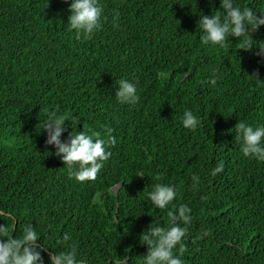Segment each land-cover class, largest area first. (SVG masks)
Here are the masks:
<instances>
[{"label":"trees","instance_id":"trees-1","mask_svg":"<svg viewBox=\"0 0 264 264\" xmlns=\"http://www.w3.org/2000/svg\"><path fill=\"white\" fill-rule=\"evenodd\" d=\"M69 2L0 0V223L7 235L35 225L45 264L49 252L67 250L59 242L65 232L86 264L123 257L139 264L147 246L138 234L168 221L169 209L153 207L147 193L171 183L178 195L169 208L192 209L186 251L175 250L183 264H264V162L245 157L232 131L239 120L264 124V83L251 76L264 79V57L231 37L224 46L201 42L197 20L219 11V0H100L101 28L80 39L66 24ZM238 3L264 10V0ZM252 35L264 40V25ZM121 78L136 83L137 103L117 101ZM49 108L67 114L73 133L115 138L95 180L70 177L45 143L40 127ZM185 109L200 120L195 130L181 123ZM70 131L69 123L62 139ZM221 160L224 170L211 176Z\"/></svg>","mask_w":264,"mask_h":264},{"label":"clouds","instance_id":"clouds-1","mask_svg":"<svg viewBox=\"0 0 264 264\" xmlns=\"http://www.w3.org/2000/svg\"><path fill=\"white\" fill-rule=\"evenodd\" d=\"M68 8L66 24L68 30L74 32L77 39L91 38L101 28L103 7L100 0H70ZM217 8L220 10L215 13L211 10L208 15L201 14L197 20L201 30V42L205 45L224 46L231 37L241 41L238 48L249 51L255 48V54L264 57V40L256 39L252 35L264 25V10L251 5H242L238 0H219ZM201 11L198 9L196 12ZM215 71L213 69V72ZM251 76L264 83V79L258 78L257 75ZM211 82L215 83V76L211 77ZM115 97L121 104L137 103L140 97L136 83L121 78L115 89ZM73 118L77 125L79 117L73 115ZM180 120L187 129L195 130L200 125V120L191 109H185ZM69 123L71 131L66 139H62V134ZM72 128V122L69 121L66 113L49 108L40 130L46 131L45 143L54 146L55 154L60 157L64 165H67L70 177L81 182L95 180L104 162L111 156L106 146L115 144V138L109 136L105 139L99 132L89 134L77 130L73 133ZM232 131L235 132V139L240 143L245 157L264 162V124L253 126L251 123L239 120ZM223 170L224 162L221 160L211 168L210 175L215 177ZM142 174L145 173L143 171L136 173V175ZM192 180L194 185H199L201 177L194 173ZM177 195V186L171 183H156L154 189L148 191L147 197L153 207L169 209L168 221L167 226L150 223L138 234L139 241L147 246L146 253L140 255L139 264H183L181 255L175 250L178 249L179 253L186 251L184 240L188 234L187 226L192 223V209L185 204L169 208ZM202 198L207 199V196ZM208 231L202 230L196 238H203ZM7 233V225L0 223V264H45L41 255L45 246L41 242L37 243L41 235L35 225L32 223L25 225L20 236H8ZM70 240L71 234L67 232L59 238V242L64 244L67 250L49 252L48 264H86L83 258H78L76 248L68 243ZM119 264H126L125 257Z\"/></svg>","mask_w":264,"mask_h":264},{"label":"water","instance_id":"water-1","mask_svg":"<svg viewBox=\"0 0 264 264\" xmlns=\"http://www.w3.org/2000/svg\"><path fill=\"white\" fill-rule=\"evenodd\" d=\"M15 223H16V221L14 220V224H13V227H14Z\"/></svg>","mask_w":264,"mask_h":264}]
</instances>
